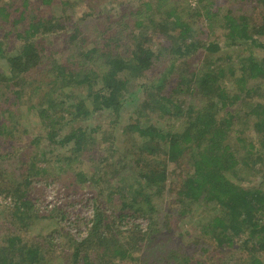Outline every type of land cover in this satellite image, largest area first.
Here are the masks:
<instances>
[{
  "label": "trees",
  "instance_id": "16d2710c",
  "mask_svg": "<svg viewBox=\"0 0 264 264\" xmlns=\"http://www.w3.org/2000/svg\"><path fill=\"white\" fill-rule=\"evenodd\" d=\"M53 1L41 4L51 6ZM133 1L122 0L119 18L109 24L103 11H94L98 19L106 18L105 25L90 19L86 11L79 19L70 17L75 0L61 1V17L30 13L27 0L10 1L13 11L0 7V13L11 17L0 36V138L12 135L15 120L23 117L20 111L13 117L12 111L26 103L46 139L60 146L72 144L70 150L76 154L96 136L98 125L90 127L88 120L104 112L119 118L126 103L136 100L124 131L135 149L131 158L136 157L137 184L127 193L109 186L110 177L121 181V174L117 162L108 163L112 154L103 149L106 188L99 195L109 199L115 192L124 207L144 203L148 209L143 207V213L150 212L151 192L161 197L170 180L168 165L185 161L190 170L176 192L178 199L212 208L211 215L205 209L199 217V232L216 247L232 246L238 239L247 252L246 264H264V179L241 184L257 162L264 176V96L259 92L264 57L252 53L254 48L264 50V19L229 8L221 15L215 0H194V6L182 7L164 4L165 0ZM256 4L264 7V0ZM57 34L66 36L64 46L52 49L48 38ZM223 47L237 52L239 74L228 63L229 55L223 59L218 54ZM240 47L250 53L240 55ZM217 60L223 61L217 65ZM250 81L260 85L253 88ZM7 160L15 164L18 158L0 152V264H48L46 250L54 249L49 243L62 238L53 220L64 226V241L71 244L69 264H108L105 256L130 264L138 261L123 249L128 241L113 228L124 227L130 215L124 208L115 220L106 214L109 203L98 204L91 196L75 213L55 214L56 205L44 196H28L27 186L37 180L31 177L41 173L30 170L19 181L13 172L7 179L2 163ZM33 229L38 230L34 239L25 238L22 232ZM92 249H99L94 260L89 256ZM143 259H148L143 264H178V256L171 254Z\"/></svg>",
  "mask_w": 264,
  "mask_h": 264
},
{
  "label": "rangeland",
  "instance_id": "374dc122",
  "mask_svg": "<svg viewBox=\"0 0 264 264\" xmlns=\"http://www.w3.org/2000/svg\"><path fill=\"white\" fill-rule=\"evenodd\" d=\"M10 1L17 4L21 2V0H0V7H2L3 12H5L6 9L8 11H13V8H9L11 5H8ZM27 1L28 11L38 16L49 18L53 15L54 17H61L63 14L62 8L64 4L61 5L62 0H54L51 6L41 4V0ZM103 1L105 4L104 6L103 4L101 5ZM103 1L88 0V4L87 0H75L70 17L75 16L79 19L83 12L86 11L91 14L90 19L98 20L105 25L106 18L102 17L98 19L95 16V13L100 10L108 17L107 23L109 24L112 18L118 17L123 2L122 0H114L116 3H110L109 0ZM120 1L121 3H117ZM135 1L137 2V0L133 2ZM151 1L155 2V0ZM167 2L170 5L178 7H182V5L186 3L187 5L190 4L194 6V0H165L164 4ZM215 5L220 6L219 12L221 15L229 8L237 13L244 12L252 14L255 20L264 19V7L257 5L256 0H215ZM68 6L69 5L65 7L68 8ZM7 15L8 13H0V36L6 31V21L9 20L10 17L9 15L7 17ZM12 15L17 14L12 13ZM75 17H73V19H76ZM200 24L202 23L197 22V26H200ZM206 29L207 28L204 27L203 31H206ZM90 38H92V35ZM90 38L88 37L86 41L87 44L91 42ZM65 39L66 36L61 37L59 34L54 36V38H48V41L52 45L50 48L59 49L63 47ZM13 40L14 38L11 36V39L8 41L10 48L13 46L15 47V41ZM16 42L18 43V41ZM223 49L224 50L218 54L223 59H228L226 55H229L231 59H229L228 63H233V67L237 68L235 72L239 74L240 70L238 67L240 59L235 57L237 52L234 53L230 48L226 47H223ZM242 49L243 48L240 47L237 50ZM248 53L250 52L244 48L240 52V55H247ZM252 53L256 58L264 57V50L259 48H254ZM222 61L217 60L216 64L220 65ZM225 84H227L229 88L232 85L229 80H227ZM258 85H260L259 81H250L249 84V86L253 88ZM262 89L263 91L259 89V92L264 96V84H262ZM136 97L135 95L134 98ZM255 98H259V95ZM133 102L134 103H126L125 108L120 112L119 118H115L114 115L112 116L110 113L104 112L96 114L88 120L86 122L88 126L92 127L98 125V130H96L95 133L96 136H93L91 139L92 142H90L85 150L76 154L70 150L72 144L60 146L50 143L49 140L46 139L45 133L41 131L37 123L38 119L33 111H28L26 109V103L20 104L22 106L14 109L12 111V116L19 115L18 111H20L23 117H19L15 120L16 126L12 135L0 138V152H12V154L18 158L15 164L12 162L10 163V160L2 162L4 169L7 171L5 177L8 175L6 178L9 179L10 175L14 172L15 178L20 181L22 176H25L30 170L33 171V174L40 172V177H31L37 180L32 179L35 181L34 184L27 186L29 187L28 196L35 200L44 196V199L46 198L49 203L56 205L55 214L56 212L57 214L58 212L59 214L67 213V210H72L73 213H75L80 207V204L83 206L91 196L97 198L98 204L103 205L108 202L109 204L107 207H104L106 214H113L112 218H115V220H117L116 217L120 209L122 210V208H124L123 212L130 214L125 217L127 220H123L124 227L116 229V226H113V228L118 231V237L128 241V244L126 243L123 249L130 250V253L134 254L133 256L135 259L138 260L134 264H143L146 260L148 261V259H143L144 257L163 256V258H165V255L170 254L178 256V264H185L184 258L188 259L191 264H200L201 262L205 264H246L245 259L247 252L238 242V239L234 240L232 246L216 247L211 240L199 232V217L203 216L202 212L205 209L208 210V213L211 215V207H205V204L203 205L201 203H193L188 200L180 201V198L178 199L176 192L181 185L182 179L190 170L185 161H180L179 164L173 163L168 165L170 180L167 181L163 195L155 198L154 192H151V201L154 200L152 203L154 207L150 212L146 210L144 212L145 214L142 211L143 207H145V209L148 208L144 203L132 207H124L119 195L115 192L109 193V196H111L109 199H106L103 194L102 196L99 195L98 191L101 188L103 190L106 188L105 184L102 182L104 176L103 171L105 169L102 163V155L105 154L103 153V149H106L109 155L112 154L108 163L117 162L119 166L117 171L119 170L118 174H121L117 177L120 178L121 181L110 177L109 186L111 188H117L118 190L121 189L123 192L127 193L130 191L132 185L137 184V169L136 165H133L136 157L133 156L131 158V155L135 154V149L132 144V138L124 131V127L129 121V115L133 106L136 104V100ZM159 125L165 126L163 122H160ZM69 126H72V124H67L63 132H66ZM19 167H22L21 171H18ZM260 169L261 163L257 162L255 164V169H248L247 172L249 175L242 180L241 184H243V186L255 185L260 180H263L264 176L258 171ZM236 180L239 181L238 179ZM44 191L45 195L43 194ZM128 197L129 195L127 198ZM136 200L137 203L141 202V199L136 198ZM2 215L3 213L0 212V220ZM65 215L67 216V214ZM39 216L42 218L45 214L40 213ZM51 223L54 231L61 234L62 238L58 239V243L55 245L49 243L54 249L46 250V259L48 264H67L70 262L71 244L69 245L64 241L66 237L65 233L62 231L64 230V226L61 225V227H59L56 220H53ZM37 231V229H33L31 233L26 231L22 233L25 238L34 239V234H36ZM145 234H147V237H145ZM2 237L3 231L0 229V238ZM98 253L99 249H92L89 251L90 255H88L94 260ZM57 254L62 258H59ZM104 260H108V264H130V261L127 259L123 261L110 260L109 256H105ZM153 263L156 264L155 261H153ZM158 264L175 263L164 261L158 262Z\"/></svg>",
  "mask_w": 264,
  "mask_h": 264
}]
</instances>
